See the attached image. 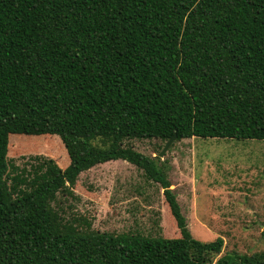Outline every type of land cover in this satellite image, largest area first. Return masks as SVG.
<instances>
[{"label":"trees","instance_id":"1","mask_svg":"<svg viewBox=\"0 0 264 264\" xmlns=\"http://www.w3.org/2000/svg\"><path fill=\"white\" fill-rule=\"evenodd\" d=\"M66 162L20 171L12 143ZM264 141V0H0V264H264L194 239L168 168L127 140ZM127 162L179 235L99 233L56 208L82 172ZM55 205V206H54Z\"/></svg>","mask_w":264,"mask_h":264},{"label":"rangeland","instance_id":"2","mask_svg":"<svg viewBox=\"0 0 264 264\" xmlns=\"http://www.w3.org/2000/svg\"><path fill=\"white\" fill-rule=\"evenodd\" d=\"M12 143L9 158L30 172L52 159L66 162L56 136L39 143ZM124 145L158 157L165 142L127 140ZM192 237L201 242L223 240L220 255L264 251V141L191 138L174 141L159 158ZM70 194H58L56 208L82 227L99 233H139L175 238L179 233L167 211L162 189L124 161L99 164L79 174ZM55 206V205H54ZM88 224V225H87Z\"/></svg>","mask_w":264,"mask_h":264},{"label":"water","instance_id":"3","mask_svg":"<svg viewBox=\"0 0 264 264\" xmlns=\"http://www.w3.org/2000/svg\"><path fill=\"white\" fill-rule=\"evenodd\" d=\"M176 140V135H173L164 145L161 152L158 154V157L161 158L165 155L166 151L169 149V147L172 145V143Z\"/></svg>","mask_w":264,"mask_h":264},{"label":"crops","instance_id":"4","mask_svg":"<svg viewBox=\"0 0 264 264\" xmlns=\"http://www.w3.org/2000/svg\"><path fill=\"white\" fill-rule=\"evenodd\" d=\"M143 174V173H142ZM144 177V176H143ZM146 180V179H145Z\"/></svg>","mask_w":264,"mask_h":264}]
</instances>
